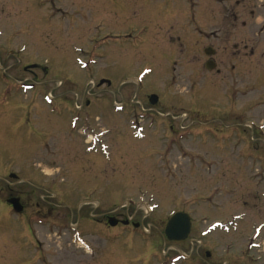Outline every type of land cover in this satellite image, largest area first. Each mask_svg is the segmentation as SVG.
I'll list each match as a JSON object with an SVG mask.
<instances>
[{"label": "rangeland", "instance_id": "1", "mask_svg": "<svg viewBox=\"0 0 264 264\" xmlns=\"http://www.w3.org/2000/svg\"><path fill=\"white\" fill-rule=\"evenodd\" d=\"M166 2L180 8L172 17ZM205 46L214 70L202 64ZM261 50L264 0H0V177L47 174L50 193L72 200L96 186L98 218L148 231L55 201L48 224L67 234L49 235L50 264H171L164 229L175 210L191 216L199 264H264ZM83 97L91 104L79 108ZM88 115L108 143L88 149L91 130H78ZM17 257L7 240L0 264Z\"/></svg>", "mask_w": 264, "mask_h": 264}, {"label": "flooded vegetation", "instance_id": "2", "mask_svg": "<svg viewBox=\"0 0 264 264\" xmlns=\"http://www.w3.org/2000/svg\"><path fill=\"white\" fill-rule=\"evenodd\" d=\"M186 4V10H187V26L193 29L194 31V13L193 8L194 4L191 1H188ZM165 10L166 12L171 15L174 14V10L178 11L180 8L178 5H172L170 3H165ZM178 7V8H177ZM186 16V17H187ZM198 32H200L199 29H197ZM170 43V41H168ZM188 45V44H187ZM210 46H205L203 48V52L205 53V48ZM238 46L234 44L233 48H237ZM168 48V47H167ZM178 48V46H177ZM211 48V47H210ZM243 48L245 49L246 46L243 45ZM212 49V56H205V58L202 60V64L204 68L208 70H214L216 67L217 61H216V53L213 48ZM250 56H253V50H250ZM261 57H264V50L259 51L258 54ZM33 65V66H31ZM238 67V66H237ZM38 66L35 64H27L22 68L24 72H32L33 69H37ZM212 68V69H210ZM231 68H234V65L232 64ZM197 71V68L196 70ZM216 72H219L218 69H216ZM192 74H195V72H192ZM103 82H107V84L110 86V81L106 79ZM101 81V80H100ZM99 84V83H98ZM100 85V84H99ZM236 89V95H240L241 91L240 88ZM151 94H148L146 97L149 99ZM92 100V97H90ZM80 107L82 108L84 105L85 107H89L91 104V100L87 97L86 99L80 98ZM90 116H87V119L82 125L78 128V130H82L86 128V132H90L89 137H87L83 140L87 141V139L90 138L87 143H89L88 149L95 148L94 142H98V140L108 143L106 135L103 137L104 132L102 135H96L98 130L94 129L95 122L92 125H89L88 122L90 121ZM96 118V117H95ZM94 118V121H95ZM102 130V128H101ZM108 130V129H107ZM80 134L82 132L80 131ZM52 148H48V154L51 153ZM59 173V171H58ZM11 174V175H10ZM46 177L43 178V181L46 183L41 182V178L33 177L30 173H23L20 172L19 174H13L9 173V177L12 178L11 181L6 180L4 177H0V247L6 243L7 240L10 241L11 245L13 246L14 252L18 255L17 261L20 264H50V245L47 242L49 235H66V231L63 230V234L59 232V227L55 228L57 230H52L48 224V217L50 213L54 212L56 209L53 207L52 204L56 203L55 201H64L68 198L66 196L61 195H52L50 193L51 189L55 187V178L50 179L49 175L45 174ZM27 177V180L25 179ZM45 179V180H44ZM6 182L5 184H3ZM43 184V187H40V185ZM32 188L42 189L45 192H43L40 196H34L32 193ZM88 189H90V193H88ZM83 190L86 192L83 194ZM62 191V190H61ZM96 196V186H85V188H79L78 194L76 196L75 200H72L70 197L68 201L72 202L74 201L76 208V212L78 215L85 214L84 212H87L89 216L99 223L108 225V218L111 216H114L115 218H118V224L122 225H130L131 228L139 229L141 226L138 224V222L133 221L132 219L127 218H119L118 214H103L101 218H98V212L96 211L97 208H99L100 202H98L95 198ZM41 198L42 200L39 201L37 204L38 206H35L36 199ZM93 204V205H92ZM84 211V212H83ZM57 212V211H56ZM86 213V214H87ZM63 214V213H62ZM59 216V214H58ZM65 220V215L63 217H59V219H56L55 221H62L63 224ZM128 220L127 224H124L123 222ZM72 230L76 232L77 234H81L84 237L88 234L96 235L95 233L91 232L88 233V231L85 229H80L79 225H73L71 226ZM111 227V226H109ZM114 227V226H113ZM142 231H143V227ZM144 232V231H143ZM74 233L70 234V237L73 236ZM80 236V235H77ZM79 239V238H78ZM82 241L81 239H79ZM175 244H179L180 246H175ZM168 247H172V251H174L172 254L165 253L166 259L171 262V264H176V262H180V264H199V262L195 261V256L193 255V248L191 247V243H189L188 239L186 238L183 241H176V242H170L167 243ZM192 251V252H191ZM55 257L58 255H54ZM91 256H93V253L91 252ZM173 256H178L179 258H174ZM202 264H206L202 262Z\"/></svg>", "mask_w": 264, "mask_h": 264}, {"label": "water", "instance_id": "3", "mask_svg": "<svg viewBox=\"0 0 264 264\" xmlns=\"http://www.w3.org/2000/svg\"><path fill=\"white\" fill-rule=\"evenodd\" d=\"M103 80L100 82L102 83ZM151 104L156 103L157 96L151 95L149 99ZM110 225H116L117 220L114 217L108 219ZM190 215L184 212L175 211L167 219L164 233L168 240L178 241L184 240L190 232Z\"/></svg>", "mask_w": 264, "mask_h": 264}]
</instances>
